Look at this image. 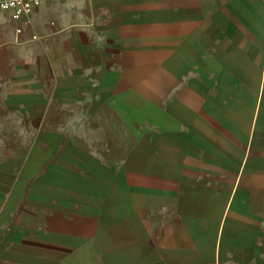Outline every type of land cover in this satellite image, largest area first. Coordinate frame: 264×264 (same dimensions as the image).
Returning a JSON list of instances; mask_svg holds the SVG:
<instances>
[{
	"label": "crops",
	"instance_id": "obj_1",
	"mask_svg": "<svg viewBox=\"0 0 264 264\" xmlns=\"http://www.w3.org/2000/svg\"><path fill=\"white\" fill-rule=\"evenodd\" d=\"M0 264H264V0L0 9Z\"/></svg>",
	"mask_w": 264,
	"mask_h": 264
},
{
	"label": "built area",
	"instance_id": "obj_2",
	"mask_svg": "<svg viewBox=\"0 0 264 264\" xmlns=\"http://www.w3.org/2000/svg\"><path fill=\"white\" fill-rule=\"evenodd\" d=\"M39 2L40 0H0V9L8 11L12 20L28 24ZM21 31L22 29L17 27L16 33Z\"/></svg>",
	"mask_w": 264,
	"mask_h": 264
}]
</instances>
